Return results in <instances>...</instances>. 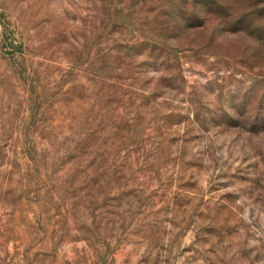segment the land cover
I'll return each instance as SVG.
<instances>
[{
	"label": "rangeland",
	"instance_id": "374dc122",
	"mask_svg": "<svg viewBox=\"0 0 264 264\" xmlns=\"http://www.w3.org/2000/svg\"><path fill=\"white\" fill-rule=\"evenodd\" d=\"M122 6L0 0V264H264V0Z\"/></svg>",
	"mask_w": 264,
	"mask_h": 264
},
{
	"label": "trees",
	"instance_id": "16d2710c",
	"mask_svg": "<svg viewBox=\"0 0 264 264\" xmlns=\"http://www.w3.org/2000/svg\"><path fill=\"white\" fill-rule=\"evenodd\" d=\"M122 1L123 6L121 9H118L116 11V16L121 18L123 15H126L127 13H130L128 10L132 7L134 10L140 11L142 16L137 22H133L134 26L138 29V35L133 40L135 43H148L149 44V54L150 53H156L158 55H163L164 57H167L171 52H175L177 49L175 46V43L173 40H171V36L166 35L165 32L167 28L170 26V22L168 20L161 21L159 24L152 23L153 20L157 19L159 16H165L169 13L164 6L166 5L167 0H118ZM143 2L141 6L138 5V7L135 5L136 3ZM154 1V3L152 2ZM185 2H193L194 0H184ZM178 12V11H177ZM112 15V11L109 14V18ZM115 15V14H114ZM157 21V20H156ZM118 20L116 17L113 19V23L111 27L115 29L117 26ZM122 24V22H120ZM124 27V24L122 25ZM122 27V28H123ZM14 28H11L9 36H11V39L9 43L13 46L18 45L14 41ZM132 42V44H133ZM21 46L23 42L21 41ZM141 51V50H140ZM8 140V138H6ZM4 143L2 140H0V150L4 147Z\"/></svg>",
	"mask_w": 264,
	"mask_h": 264
}]
</instances>
